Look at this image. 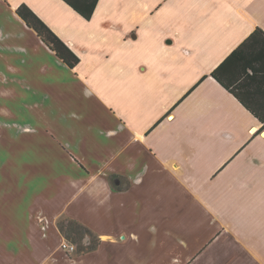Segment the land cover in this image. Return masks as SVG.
Masks as SVG:
<instances>
[{"label": "crops", "instance_id": "0c3cea01", "mask_svg": "<svg viewBox=\"0 0 264 264\" xmlns=\"http://www.w3.org/2000/svg\"><path fill=\"white\" fill-rule=\"evenodd\" d=\"M257 28L264 0H0V264H264V131L211 76Z\"/></svg>", "mask_w": 264, "mask_h": 264}, {"label": "trees", "instance_id": "16d2710c", "mask_svg": "<svg viewBox=\"0 0 264 264\" xmlns=\"http://www.w3.org/2000/svg\"><path fill=\"white\" fill-rule=\"evenodd\" d=\"M85 19L91 20L99 0H63ZM17 14L70 68L80 63V58L59 38L47 24L27 5H21ZM211 76L255 117L264 131V30H254L211 73ZM58 227L66 241L75 245L78 255L97 249L100 239L87 225L65 217ZM89 237L90 242L85 240Z\"/></svg>", "mask_w": 264, "mask_h": 264}, {"label": "rangeland", "instance_id": "374dc122", "mask_svg": "<svg viewBox=\"0 0 264 264\" xmlns=\"http://www.w3.org/2000/svg\"><path fill=\"white\" fill-rule=\"evenodd\" d=\"M71 93L75 94L74 92H71ZM68 95H69V98H70V103L72 105L80 106V104H82L81 101H80V99H81L80 97L76 98L75 96H73L72 94H69V93H68ZM85 102L86 101H84V103ZM82 105H84V104H82ZM70 111H71V108L63 107V109L54 116L55 117V122L56 123H69V122H72L71 119H70V115H73V114H70ZM76 116H78V115H76ZM11 172L13 174V171H11ZM13 177L14 176H12L11 173H10V177L7 178L5 176L4 181L7 178V181H10V184H13L14 183ZM87 238H89V237H87ZM87 238H86V240H87Z\"/></svg>", "mask_w": 264, "mask_h": 264}, {"label": "built area", "instance_id": "2783aa9c", "mask_svg": "<svg viewBox=\"0 0 264 264\" xmlns=\"http://www.w3.org/2000/svg\"><path fill=\"white\" fill-rule=\"evenodd\" d=\"M64 248H66L67 250H69L70 252H74L76 251V247L73 244L70 243H65Z\"/></svg>", "mask_w": 264, "mask_h": 264}]
</instances>
